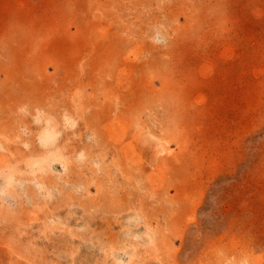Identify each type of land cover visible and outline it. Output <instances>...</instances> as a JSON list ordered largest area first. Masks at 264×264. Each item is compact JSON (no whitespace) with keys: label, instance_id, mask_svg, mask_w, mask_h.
<instances>
[{"label":"rangeland","instance_id":"obj_1","mask_svg":"<svg viewBox=\"0 0 264 264\" xmlns=\"http://www.w3.org/2000/svg\"><path fill=\"white\" fill-rule=\"evenodd\" d=\"M0 264H264V0H0Z\"/></svg>","mask_w":264,"mask_h":264},{"label":"bare ground","instance_id":"obj_2","mask_svg":"<svg viewBox=\"0 0 264 264\" xmlns=\"http://www.w3.org/2000/svg\"><path fill=\"white\" fill-rule=\"evenodd\" d=\"M70 86V85H69ZM74 86V85H73ZM68 116V115H67ZM66 120V119H65ZM71 121V120H70ZM67 122V121H66ZM69 122V121H68ZM67 122V123H68ZM51 134H53V133H51ZM48 135V134H47ZM54 135V134H53ZM56 136V135H55ZM49 137H50V135L49 136H45V139H44V137L42 138L43 140H44V142L46 143V142H49ZM50 139H52V138H50ZM51 142H52V140H50ZM43 142V143H44ZM54 143V142H53ZM45 145V144H44ZM52 145V144H51ZM44 147V146H43ZM46 147V146H45ZM50 149V148H49ZM48 150V149H47ZM52 152V151H51ZM57 152V151H56ZM60 152V151H59ZM61 154V153H60ZM49 160V159H48ZM39 161V160H38ZM54 161V160H53ZM41 167V166H40ZM43 169V168H42Z\"/></svg>","mask_w":264,"mask_h":264}]
</instances>
